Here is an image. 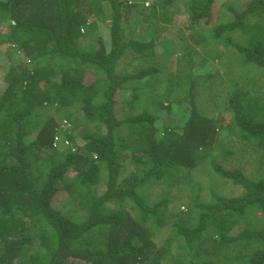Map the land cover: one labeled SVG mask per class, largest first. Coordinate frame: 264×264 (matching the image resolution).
<instances>
[{
    "label": "trees",
    "instance_id": "obj_1",
    "mask_svg": "<svg viewBox=\"0 0 264 264\" xmlns=\"http://www.w3.org/2000/svg\"><path fill=\"white\" fill-rule=\"evenodd\" d=\"M215 1L0 0V264H264V218L254 212L264 217V172L211 160L216 147L214 156L233 160L231 143L217 137L226 128L242 140L238 151L264 159V78L220 79L215 87L227 92L219 90L214 117L195 101V81L210 73L189 70L175 85L159 76V62L176 52L163 51L169 38L159 27L183 22L192 31L213 24L211 46L221 47L213 57L233 48L240 70L264 74V0L240 9L222 0L225 16L214 23ZM187 37L199 47L212 39ZM221 58L211 73H228ZM119 60L131 69L117 72ZM53 100L72 123L55 121L44 104ZM58 132L69 146L52 144ZM203 169L213 198L194 203L189 226L170 189L190 204ZM220 179L241 193H216Z\"/></svg>",
    "mask_w": 264,
    "mask_h": 264
},
{
    "label": "rangeland",
    "instance_id": "obj_2",
    "mask_svg": "<svg viewBox=\"0 0 264 264\" xmlns=\"http://www.w3.org/2000/svg\"><path fill=\"white\" fill-rule=\"evenodd\" d=\"M137 2H140V6L142 5V3H145V1L150 2L151 0H135ZM179 0H175V2L177 3ZM247 0H230L229 2H231L235 7H237V9L242 8L245 4H246ZM221 2L222 0H216L215 4L212 5V20L214 21V23L216 21H219L220 19H223L224 16L220 15L221 13ZM225 8V7H222ZM181 16V15H179ZM180 19H183V16H181ZM158 23L155 24V26H157ZM181 28L178 25H174V26H170V27H166V26H162L159 27L160 30L165 31L168 35H165V33H160L159 31H153L152 29H150L152 32H158L162 35H164V37L169 38V42H168V47L167 48H163V51L166 53L168 51L171 50L172 47L176 48V52H174V55L171 57V59H168L167 61H160V71H159V76L161 77V79H163L165 82V85L167 84V80L168 78H165L167 75H169V77L172 78V80L170 81L173 85H175L176 80H178L179 78H177L176 76H183L182 73L184 72H188L190 70L191 73H201V74H211L210 75V80L206 81L203 78H198L195 81V88L196 91L198 92V95L195 96V101L198 104V106L202 109L203 112L211 114L212 116H216L219 111H220V106L221 103H223L219 97H217V95L219 94V90L223 89L222 87H215L216 84L219 83L220 79H224L226 82H238L239 84L244 82L245 80H251L254 79V81H256V79H259L262 81V79L264 78V74L261 72V70L254 69L252 67H246L245 71H242L239 67V61L241 60V55H238L237 51L234 50L233 48L229 49V52L227 53L226 57H213V49H221V47L219 45H215V46H211L213 43H215L218 40V37H216V35H214V31L213 28H215V26L212 24L211 27H204L203 29H196L195 31L192 30H188L183 23H181ZM134 27V25H132ZM158 30V29H157ZM238 31V30H237ZM191 32L192 35H197V34H203L206 36V38L209 39L207 41L208 46L206 47H202V46H197V40H195V38H189L187 37V35L191 36ZM187 34V35H186ZM144 36H148L149 32L146 31L145 33H143ZM233 39H237L239 37L238 33L235 32L233 35ZM155 38H158V35L154 36ZM150 38V37H149ZM148 38V39H149ZM147 40V39H145ZM186 44V45H185ZM185 48H191L190 52V60L192 61V65L190 64L189 67L188 66V62L185 60V58H183V56L181 55V53L184 52ZM159 49V45L157 46V50ZM209 49H212V52L209 51ZM202 50L205 51V54H202ZM131 53V51H130ZM132 54V53H131ZM192 55V56H191ZM212 55V56H210ZM125 56V52L124 54L121 56L124 57ZM120 58V60H121ZM201 58V59H200ZM222 59L224 62H230V67H229V71L228 73L222 74L221 76L218 75L216 72L213 71V73H211V70H213L214 68H217V64L219 59ZM125 59V58H124ZM0 60L2 62L6 61V57L4 56L3 53H0ZM118 62V64L116 65V71L117 72H121V71H126L131 69V66L129 68V65L127 66L125 61H120ZM199 63V64H197ZM194 64V65H193ZM219 64H223L222 61H219ZM255 65V64H253ZM256 66V65H255ZM128 67V68H127ZM125 68V69H123ZM223 69V68H221ZM210 70V72H209ZM246 76L245 78H242L243 76ZM165 78V79H164ZM159 92V90H158ZM227 92V89H223L222 94L224 95V93ZM222 107V106H221ZM218 116V115H217ZM62 117V116H61ZM60 117V118H61ZM229 117H226V119H228ZM227 122H229V120H226V122H224V125L227 124ZM62 123L64 124L65 121L62 120ZM212 124L214 125V123L212 122ZM217 124V122H216ZM215 124V125H216ZM214 125V126H215ZM229 128H226L224 131H218L217 132V137L219 138V142L223 145L226 143H231L233 150L235 151V154L233 156V160L227 158V156H224V158H220L218 156H214L217 155L219 152L217 150L218 147H216V150L214 152L213 157L211 158V160L213 161H217L220 163V165L224 168L227 169H231V168H235V167H239L246 175L248 176H256V175H262V172H264V159H262L260 156L258 157L256 154H252L251 157V151L250 148L247 151V153H243L241 151H238L237 149L239 147H237V145L239 144V141L241 140L236 134L234 133H229ZM60 133V132H58ZM57 133V134H58ZM220 134V135H219ZM221 139V140H220ZM242 141V140H241ZM219 143V144H220ZM234 159L235 162H234ZM231 161L235 164H232ZM203 164L205 166H207V163L204 161ZM238 165V166H237ZM194 178L196 176V171H194ZM213 173V172H212ZM198 183L199 184V191H198V195L197 197L195 196L194 200L190 203V204H184L181 205L180 203H178V198H177V191L179 192V188L177 186H173L172 189H170V196H171V200L172 202L176 205H174V209L175 211H185L186 214H188L189 216V220H188V225L192 226L195 222V219L193 217H195V213L197 212L198 208L196 206H194V203L196 201H203V202H207L212 200V195L210 194L211 192L209 191V189L207 188L208 183L212 182L211 178L209 176H207V172L205 169L202 170V174L200 175L199 178H197ZM212 186L215 190L216 193L219 194H223V195H236V194H240L241 193V187L235 184H231V182L229 180H224V179H220L218 180L216 183H212ZM100 190H102L103 185L101 184L99 186ZM182 187V185H181ZM154 191H158L156 188L154 189ZM188 191V189H187ZM66 197V192L64 191V189H59V191L54 195L53 197V204L56 206H59L60 203L62 201H64ZM251 211H254L253 209H250ZM256 216L259 217H263V215L258 212L257 210L254 211ZM260 213V215H259ZM243 218V217H241ZM243 224H245V221H242ZM238 232L239 231V225L238 224H234V226L229 229V232ZM206 231L203 232V237H207L209 238V234H205ZM205 247H207L209 244H204ZM174 247V244H171L170 250L171 248Z\"/></svg>",
    "mask_w": 264,
    "mask_h": 264
},
{
    "label": "clouds",
    "instance_id": "obj_3",
    "mask_svg": "<svg viewBox=\"0 0 264 264\" xmlns=\"http://www.w3.org/2000/svg\"><path fill=\"white\" fill-rule=\"evenodd\" d=\"M149 2L145 1L144 5H148ZM82 30V29H81ZM191 48H185L184 49V52L187 51V50H190ZM184 52L181 53V55L183 56L184 55ZM174 55V53H172L168 59H171V57ZM128 62H126L127 64ZM44 104L46 106L49 107V111H50V114L51 116L55 119L56 122L60 123L61 125H68L70 123H72L70 120L67 119L66 115L63 113V110L61 108V106H59V103L58 101L56 100H53L51 103L45 101ZM62 116V117H61ZM61 117V118H60ZM62 120L65 121V123L63 124L62 123ZM65 140H68L66 134H62L61 132L58 133V134H55L53 135L52 137V144L56 147H58L59 145L63 144V145H66V146H69L70 145V142L69 143H65ZM69 141V140H68Z\"/></svg>",
    "mask_w": 264,
    "mask_h": 264
},
{
    "label": "built area",
    "instance_id": "obj_4",
    "mask_svg": "<svg viewBox=\"0 0 264 264\" xmlns=\"http://www.w3.org/2000/svg\"><path fill=\"white\" fill-rule=\"evenodd\" d=\"M65 143L67 144V143H69V141L68 140H65Z\"/></svg>",
    "mask_w": 264,
    "mask_h": 264
}]
</instances>
